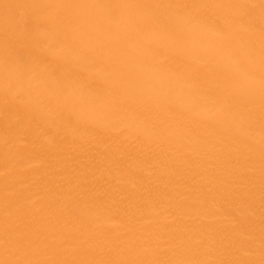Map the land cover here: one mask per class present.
Segmentation results:
<instances>
[{
  "label": "bare ground",
  "instance_id": "1",
  "mask_svg": "<svg viewBox=\"0 0 264 264\" xmlns=\"http://www.w3.org/2000/svg\"><path fill=\"white\" fill-rule=\"evenodd\" d=\"M0 264H264V0H0Z\"/></svg>",
  "mask_w": 264,
  "mask_h": 264
}]
</instances>
